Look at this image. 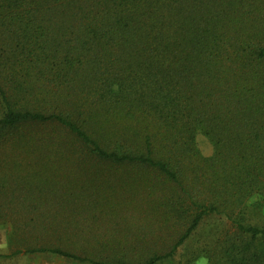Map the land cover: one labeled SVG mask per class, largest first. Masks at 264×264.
Wrapping results in <instances>:
<instances>
[{"label":"trees","instance_id":"1","mask_svg":"<svg viewBox=\"0 0 264 264\" xmlns=\"http://www.w3.org/2000/svg\"><path fill=\"white\" fill-rule=\"evenodd\" d=\"M0 101L8 257L159 264L219 215L236 234L209 264H264V226L248 218L264 198V0H0ZM90 168L121 176L92 186ZM101 185L124 216L181 230L73 233Z\"/></svg>","mask_w":264,"mask_h":264},{"label":"rangeland","instance_id":"2","mask_svg":"<svg viewBox=\"0 0 264 264\" xmlns=\"http://www.w3.org/2000/svg\"><path fill=\"white\" fill-rule=\"evenodd\" d=\"M3 114L4 108L0 101V118ZM196 142L200 153L204 157L212 156L213 146L207 137L199 134ZM117 172H111L102 168H90L86 173L81 172V176L85 177L92 186H96L97 184H104L116 176H121L120 172ZM101 191L105 192L106 196H102L105 198L101 200L95 199L92 207H94L95 202L100 205L96 209L89 207L90 211L85 213L89 227L83 230H75L73 233L94 234L97 240L102 242L111 238H122L125 234H164V237L170 236L172 238L174 237L173 234H178L177 232L181 230L174 223H169L163 227L156 226L155 224L158 222H155V219L152 217L143 220L144 217L137 219V216L133 217V214H126L124 216V213L129 210L120 206L121 203L118 201L117 196L112 194L113 191L107 189L106 185L101 187ZM248 212L249 222L254 225L264 226L263 197H254L251 200ZM152 219L153 221H151ZM159 228L164 229L160 230ZM225 234H236L231 223L223 216H208L200 223L198 228L172 258H168L159 264H199L203 259L208 262L210 253H218L221 250L218 242L225 237ZM11 239L10 229L6 222L0 221V264H88L50 253L20 254L10 258L8 256L17 250V246ZM78 247L70 248V250L80 255L88 254ZM116 247L111 245H96L95 240L87 244L90 252L97 249L114 250L117 249Z\"/></svg>","mask_w":264,"mask_h":264},{"label":"crops","instance_id":"3","mask_svg":"<svg viewBox=\"0 0 264 264\" xmlns=\"http://www.w3.org/2000/svg\"><path fill=\"white\" fill-rule=\"evenodd\" d=\"M201 261H203L202 263H201ZM200 262H199V264H208V262L206 261V260H201Z\"/></svg>","mask_w":264,"mask_h":264}]
</instances>
